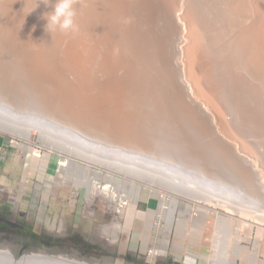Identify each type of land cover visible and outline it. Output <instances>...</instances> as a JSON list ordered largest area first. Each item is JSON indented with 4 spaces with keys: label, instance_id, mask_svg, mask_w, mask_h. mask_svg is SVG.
<instances>
[{
    "label": "bare ground",
    "instance_id": "bare-ground-1",
    "mask_svg": "<svg viewBox=\"0 0 264 264\" xmlns=\"http://www.w3.org/2000/svg\"><path fill=\"white\" fill-rule=\"evenodd\" d=\"M45 2L0 0V130L25 150L38 132L63 154L58 173L87 197L111 192L124 209L137 206L144 185L169 189L172 199L160 201L165 231L179 207L191 209L180 197L201 203L204 215L209 198L264 220V0H73L75 31H46L55 0ZM24 113L30 120L18 122ZM154 123L183 149L181 161L155 147ZM194 138L209 143L199 148ZM218 168L241 184L228 187ZM233 219L219 217L213 254L196 262L237 264L227 257ZM233 244L239 257L240 240ZM0 264L91 263L0 248Z\"/></svg>",
    "mask_w": 264,
    "mask_h": 264
},
{
    "label": "rangeland",
    "instance_id": "rangeland-1",
    "mask_svg": "<svg viewBox=\"0 0 264 264\" xmlns=\"http://www.w3.org/2000/svg\"><path fill=\"white\" fill-rule=\"evenodd\" d=\"M24 114L16 120H30L28 113ZM48 123L54 125L53 130L57 129L53 122ZM153 128L152 133L159 139L155 147H159V151L170 148L172 159L181 161V156L185 155L183 149L171 148L172 141L163 129L155 123ZM57 130L58 136H66L64 129ZM192 140V145L199 148L209 143L208 140H203V143L201 139ZM22 143L18 136L0 130V208L8 213L9 220L25 221L37 233H43L45 238L40 240L32 236L20 239L0 231V248L11 250L17 258L38 253L91 264H175L187 255L196 259L197 254H213L212 240L219 217L227 215L234 218L228 260L237 258V264H249V259L255 255L259 258L257 264H264V220L257 218L252 208H247L249 212L243 215L233 209L226 212L228 207L208 198L204 205L211 211L204 215L199 208L201 203L180 197L181 201L191 204V209L188 212L179 207L173 229L165 231L164 212L161 213L160 208L158 210V205L161 196L172 199L174 194L169 189L144 185L137 206L130 201L122 209L120 199L112 196L111 192L103 191L87 197L83 184L81 188L75 180H65L64 171L58 173L56 162L63 154L46 147L38 132L33 134L30 149H23ZM214 158L224 165L225 161L220 156L214 154ZM189 161L193 164L194 160ZM223 169H215L214 175L222 177L228 187L240 183L236 182L235 173L228 174ZM220 188L223 189L222 186ZM143 211L141 218L140 212ZM118 219L122 223L121 229L113 227ZM51 237L57 239L56 243H50ZM237 238L243 247L239 257H236L239 251L231 247ZM165 239L168 243H163ZM197 261L196 264L208 262L198 257Z\"/></svg>",
    "mask_w": 264,
    "mask_h": 264
},
{
    "label": "clouds",
    "instance_id": "clouds-1",
    "mask_svg": "<svg viewBox=\"0 0 264 264\" xmlns=\"http://www.w3.org/2000/svg\"><path fill=\"white\" fill-rule=\"evenodd\" d=\"M45 4H49L48 0ZM52 7L51 12L44 14V19L47 20L46 31L49 28H59L61 31H75L77 29L73 0H55ZM179 264H196V260L191 255H187Z\"/></svg>",
    "mask_w": 264,
    "mask_h": 264
},
{
    "label": "flooded vegetation",
    "instance_id": "flooded-vegetation-1",
    "mask_svg": "<svg viewBox=\"0 0 264 264\" xmlns=\"http://www.w3.org/2000/svg\"><path fill=\"white\" fill-rule=\"evenodd\" d=\"M6 221L1 220L0 222V231L3 233H8L10 235L17 236L20 239L24 238H31L32 233H36V237H38L40 240H44L43 233H37L33 228H30V226L25 222H21L18 220H9L7 218H3ZM3 222V223H2ZM56 240L54 237L50 238V243L54 244L56 243Z\"/></svg>",
    "mask_w": 264,
    "mask_h": 264
},
{
    "label": "crops",
    "instance_id": "crops-1",
    "mask_svg": "<svg viewBox=\"0 0 264 264\" xmlns=\"http://www.w3.org/2000/svg\"><path fill=\"white\" fill-rule=\"evenodd\" d=\"M6 211H8V209L6 208ZM3 218H7L9 219L8 217V213H6L3 209L0 208V219H3ZM1 222V221H0Z\"/></svg>",
    "mask_w": 264,
    "mask_h": 264
},
{
    "label": "built area",
    "instance_id": "built-area-1",
    "mask_svg": "<svg viewBox=\"0 0 264 264\" xmlns=\"http://www.w3.org/2000/svg\"><path fill=\"white\" fill-rule=\"evenodd\" d=\"M159 201H161V199H159ZM159 208H160V203H159V205H158V210H159Z\"/></svg>",
    "mask_w": 264,
    "mask_h": 264
},
{
    "label": "trees",
    "instance_id": "trees-1",
    "mask_svg": "<svg viewBox=\"0 0 264 264\" xmlns=\"http://www.w3.org/2000/svg\"><path fill=\"white\" fill-rule=\"evenodd\" d=\"M30 228H33V227H30ZM36 235V233H32V236H35Z\"/></svg>",
    "mask_w": 264,
    "mask_h": 264
},
{
    "label": "water",
    "instance_id": "water-1",
    "mask_svg": "<svg viewBox=\"0 0 264 264\" xmlns=\"http://www.w3.org/2000/svg\"><path fill=\"white\" fill-rule=\"evenodd\" d=\"M180 261H176L175 264H179Z\"/></svg>",
    "mask_w": 264,
    "mask_h": 264
}]
</instances>
